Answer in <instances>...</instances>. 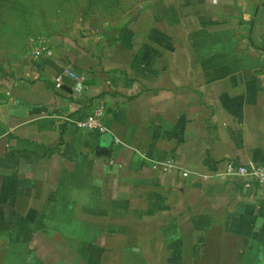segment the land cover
Here are the masks:
<instances>
[{
	"label": "crops",
	"instance_id": "obj_1",
	"mask_svg": "<svg viewBox=\"0 0 264 264\" xmlns=\"http://www.w3.org/2000/svg\"><path fill=\"white\" fill-rule=\"evenodd\" d=\"M49 38L0 106V264H264V189L200 177L264 165V0ZM102 98L108 133L76 125Z\"/></svg>",
	"mask_w": 264,
	"mask_h": 264
},
{
	"label": "rangeland",
	"instance_id": "obj_2",
	"mask_svg": "<svg viewBox=\"0 0 264 264\" xmlns=\"http://www.w3.org/2000/svg\"><path fill=\"white\" fill-rule=\"evenodd\" d=\"M159 0H0V106L9 79L30 55L33 41L76 25L97 35L116 32L120 21Z\"/></svg>",
	"mask_w": 264,
	"mask_h": 264
},
{
	"label": "built area",
	"instance_id": "obj_3",
	"mask_svg": "<svg viewBox=\"0 0 264 264\" xmlns=\"http://www.w3.org/2000/svg\"><path fill=\"white\" fill-rule=\"evenodd\" d=\"M30 55L36 59L41 57H53L51 41L49 37L42 38L41 40L33 41L30 46ZM63 78L57 79V86L61 87ZM106 109L107 104L104 98L100 99L92 114L83 122H78L76 125L82 128H87L92 131H98L102 134L108 133L106 126ZM152 169L158 170L167 174L172 173L176 169L182 170L184 178H189L192 172L179 168L173 160L164 163H154ZM203 179L218 178L222 181H227L233 178H238L246 187L257 185L264 189V165H240L234 162H229L223 171L216 172L211 175L200 176Z\"/></svg>",
	"mask_w": 264,
	"mask_h": 264
}]
</instances>
